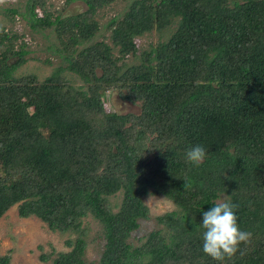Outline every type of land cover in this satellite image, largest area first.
Listing matches in <instances>:
<instances>
[{
  "label": "trees",
  "instance_id": "trees-1",
  "mask_svg": "<svg viewBox=\"0 0 264 264\" xmlns=\"http://www.w3.org/2000/svg\"><path fill=\"white\" fill-rule=\"evenodd\" d=\"M71 1L85 9L25 0V11L3 10L31 32L53 30L65 65L43 80L16 76L27 43L0 23V218L17 204L20 217L70 234V250L39 255L51 264H218L203 253L198 224L226 199L252 233L226 264H264V0H132L100 40L99 11L117 0ZM152 33L156 42L140 48ZM111 90L140 110L108 112ZM195 145L207 153L199 167L185 159ZM151 195L175 207L134 244ZM86 218L100 227L98 260L86 258Z\"/></svg>",
  "mask_w": 264,
  "mask_h": 264
},
{
  "label": "rangeland",
  "instance_id": "rangeland-1",
  "mask_svg": "<svg viewBox=\"0 0 264 264\" xmlns=\"http://www.w3.org/2000/svg\"><path fill=\"white\" fill-rule=\"evenodd\" d=\"M25 0H6L0 5V23L7 24L13 31L23 35V40L27 43L29 50L27 62L18 68L16 76H24L28 74H36L40 80L45 79L54 73L58 66H64L61 56L56 52V40L53 30H46L41 33L31 32V28L27 25L21 15H15L14 23L9 22L4 15L3 10L6 7H20L25 11ZM57 8L67 11H81L85 9L84 3L80 1L52 0ZM132 0H117L110 6L99 11L98 19L101 23V30L97 35V39H103L110 33L107 24L112 18H120L128 10ZM157 36L154 33L139 38L138 45L140 48H147L150 44L156 42ZM107 41H110L107 39ZM139 60V57L129 58L130 63ZM62 76L73 84L79 86L82 82L79 77L65 70ZM108 93L106 100V110L111 112L115 109L119 113L138 112L140 110L137 104L123 100L116 90ZM114 207L120 204L122 193H118L110 197ZM146 204L150 208V217L140 221V227L133 233L130 240L134 244H139L140 239L144 238L152 229L156 227L155 217L166 211L174 209V204L166 197L161 195H151L146 198ZM18 205L10 207L0 218V256L7 253L11 254L10 264H51L43 262L39 255L42 252H50L52 247L58 251H68L70 248L66 245V240L70 238V234L60 231H52L48 225L40 218L32 216L29 218L20 217ZM89 225L90 240L86 250V258L88 260H98L102 247L103 239L99 237L100 227L92 219L86 218L84 225ZM11 251V252H10Z\"/></svg>",
  "mask_w": 264,
  "mask_h": 264
},
{
  "label": "clouds",
  "instance_id": "clouds-1",
  "mask_svg": "<svg viewBox=\"0 0 264 264\" xmlns=\"http://www.w3.org/2000/svg\"><path fill=\"white\" fill-rule=\"evenodd\" d=\"M5 2L6 0H0V5ZM206 155L203 146L195 145L186 150L185 159L189 164L199 167ZM183 180L185 181L184 189H190L192 187L190 179L183 177ZM211 203L213 206L203 211L202 222L198 224L203 229L202 251L218 264H226L241 251L242 245L250 244L252 233L242 230L238 223V204L226 199L215 200ZM192 220L195 224L196 217H192Z\"/></svg>",
  "mask_w": 264,
  "mask_h": 264
}]
</instances>
